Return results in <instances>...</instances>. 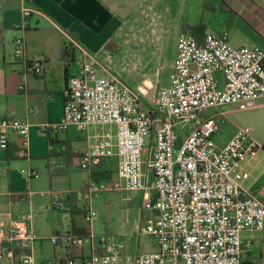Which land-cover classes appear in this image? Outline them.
Wrapping results in <instances>:
<instances>
[{"label":"built area","instance_id":"built-area-1","mask_svg":"<svg viewBox=\"0 0 264 264\" xmlns=\"http://www.w3.org/2000/svg\"><path fill=\"white\" fill-rule=\"evenodd\" d=\"M32 10L22 7L20 25ZM176 48L169 84L156 88L153 108L146 110L136 89L114 72H99L96 55L78 46V70L67 77L62 117L39 127L51 131L69 125L86 129L93 123L115 127L114 132L97 133L78 156L79 167L89 173L82 187L88 197L121 187L145 190L147 170L152 171L155 193L149 196L144 191L142 207L149 214L142 231L154 239L157 249L138 253L132 264H245L241 231L264 227V194L244 185L250 172L237 168L240 159L264 151V142L253 137L248 124L237 126L222 143L216 134L225 116L222 106L264 100V47L234 45L225 32L204 29L199 39L180 29ZM12 53L33 73L43 71L40 59L26 56L23 36L14 37ZM9 130L16 133L25 153L29 121L0 115V149L9 143ZM111 155L117 160L115 175L96 180L92 168ZM25 171L28 178L37 175L35 168ZM33 194L28 187L23 196ZM50 198L54 209L66 207L60 192H50ZM79 213L90 228L89 201ZM9 214L0 212V264L14 260L15 248L23 250L17 264H37L27 251L37 237L31 214L5 230L2 215ZM93 235L91 229L82 234L64 230L49 239L69 247L70 254L60 264H98L101 258L104 264H119L121 248L112 243L103 252L90 245L89 253L78 256ZM39 264L58 263L48 259Z\"/></svg>","mask_w":264,"mask_h":264},{"label":"crops","instance_id":"crops-1","mask_svg":"<svg viewBox=\"0 0 264 264\" xmlns=\"http://www.w3.org/2000/svg\"><path fill=\"white\" fill-rule=\"evenodd\" d=\"M25 5L33 10L20 25ZM196 23L203 25L201 35L204 29H210L225 32L234 45L264 47V0H0V115L12 114L29 121L25 153L13 130H9L8 145L0 149V212H10L2 215L5 230L31 214L37 237L27 251L35 263L53 259L60 264L70 254L67 244L51 242V234L64 230L82 234L91 229V243L83 245L77 252L79 257L89 253L90 245L103 252L112 243L121 248L119 264H132L135 256L143 252L136 236L149 214L142 207L144 191L149 196L155 193L150 170L145 190L121 187L90 197L82 192L89 173L79 167L78 156L97 133L114 132L113 125L93 123L86 129L69 125L59 131L39 127L62 117L67 77L78 70V46L96 55L99 72L108 70L119 75L138 91L141 107L152 110L156 88L169 84L181 26ZM17 35L24 38L26 56L41 60L40 74L14 58L13 39ZM254 115L255 123L264 120V100ZM255 123L248 124L252 135L264 142V133L254 127ZM237 126L233 125L226 137L217 141H226ZM238 165L237 169L250 172L244 181L250 186L264 169V151L257 150L253 156L240 159ZM116 167V156L111 155L95 165L91 175L105 181L115 175ZM27 168H40L48 177L49 189L35 188L40 173L37 170L36 176L28 178ZM28 187L34 190L30 198L23 196ZM256 191L264 194V185ZM50 192L63 194V210L52 207ZM38 194L45 196L41 203ZM87 201L93 212L90 228L79 219ZM40 207L56 216L66 212L67 225L50 230L36 226L33 216ZM241 239L245 264H264V227L242 230ZM22 252L15 248L14 260L3 262L17 264ZM104 261L101 258L98 264Z\"/></svg>","mask_w":264,"mask_h":264},{"label":"rangeland","instance_id":"rangeland-1","mask_svg":"<svg viewBox=\"0 0 264 264\" xmlns=\"http://www.w3.org/2000/svg\"><path fill=\"white\" fill-rule=\"evenodd\" d=\"M261 101L263 100L257 101L256 103L251 105L245 102H241L231 103L222 106L221 108L224 110L225 116L223 117V120L220 123V127L216 134V139H224L233 125H245L255 123L256 121H253L252 117H255L254 113L257 111V107ZM254 127L256 129L258 128L261 133H264V120H261L259 124L255 123ZM37 170L38 173H40V176L36 180V187H34L37 188L39 191H46L47 189H49L48 177H45L43 175L42 170L40 168H37ZM38 195V203H41L45 196H41L40 194ZM41 209L42 207H40V209L35 212L33 216L34 223L36 226H39L44 230H50L51 227L60 228V225H67L68 214L66 212L58 213L56 216L52 215V213L48 211ZM94 211V213H97L95 207ZM61 214H63L62 219L59 218V215ZM136 240H138L139 249L142 251H152L157 249L154 239L150 235L144 233L142 230L136 236Z\"/></svg>","mask_w":264,"mask_h":264},{"label":"water","instance_id":"water-1","mask_svg":"<svg viewBox=\"0 0 264 264\" xmlns=\"http://www.w3.org/2000/svg\"><path fill=\"white\" fill-rule=\"evenodd\" d=\"M264 185V169L255 177L249 186L252 191L260 189Z\"/></svg>","mask_w":264,"mask_h":264},{"label":"trees","instance_id":"trees-1","mask_svg":"<svg viewBox=\"0 0 264 264\" xmlns=\"http://www.w3.org/2000/svg\"><path fill=\"white\" fill-rule=\"evenodd\" d=\"M182 29L187 28L189 29L194 35L195 37L199 38L201 37V31H202V27L203 25L201 23H196V24H192V25H187V24H183V26H181Z\"/></svg>","mask_w":264,"mask_h":264}]
</instances>
